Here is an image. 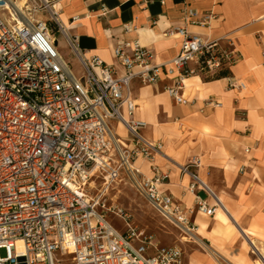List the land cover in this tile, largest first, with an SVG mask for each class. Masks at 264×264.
Returning a JSON list of instances; mask_svg holds the SVG:
<instances>
[{"label": "built area", "instance_id": "2783aa9c", "mask_svg": "<svg viewBox=\"0 0 264 264\" xmlns=\"http://www.w3.org/2000/svg\"><path fill=\"white\" fill-rule=\"evenodd\" d=\"M19 1L0 0V264H184L181 248L158 246L128 213L103 201L124 174L162 219L186 237L194 232L187 211L160 190L167 175L151 166L153 175L146 178L135 166L137 159L151 162L161 144L141 135L145 123L132 117L129 83L155 85L170 77L166 93L185 104L184 79L217 78L240 61V52L231 39L207 40L176 27L166 33L180 39L168 64L153 65L150 51L132 40L113 48L114 67L85 57L60 23V0H23L18 7ZM215 18L193 8L182 16L183 23L202 26ZM48 24L64 37L79 74L59 54ZM225 80L228 89L243 88L231 76ZM114 123L125 129V139ZM198 167L192 158L180 173L190 177L187 191L196 212L210 217L220 205L209 206L198 195H210ZM94 176L101 188L91 195ZM108 214L123 222V233L107 222Z\"/></svg>", "mask_w": 264, "mask_h": 264}, {"label": "crops", "instance_id": "0c3cea01", "mask_svg": "<svg viewBox=\"0 0 264 264\" xmlns=\"http://www.w3.org/2000/svg\"><path fill=\"white\" fill-rule=\"evenodd\" d=\"M57 8L61 25L76 37L85 57L96 56L114 67L113 48L132 40L150 51L153 65L168 64L179 51L180 39L166 33L176 27L207 40L231 39L240 52V61L217 78L184 79L185 104H176L166 93L170 77L155 85L137 79L129 83L136 106L132 117L145 123L141 135L161 144L151 162L137 159L135 166L146 178L153 175L151 166L165 173L160 190L187 211L194 231L206 224L198 242L184 245L183 263L219 264L213 255L220 243H212L223 226L215 217L218 209L210 217L196 212L194 195L187 191L190 177L180 167L198 159L197 176L210 192L198 195L204 194L200 197L209 206L217 201L241 233L264 223V0H60ZM186 8L216 18L208 26L183 23ZM72 17L77 19L71 22ZM226 76L243 88L228 89ZM120 126L114 123V132L125 139Z\"/></svg>", "mask_w": 264, "mask_h": 264}, {"label": "rangeland", "instance_id": "374dc122", "mask_svg": "<svg viewBox=\"0 0 264 264\" xmlns=\"http://www.w3.org/2000/svg\"><path fill=\"white\" fill-rule=\"evenodd\" d=\"M52 36L56 40V48L67 63L70 70L79 74L81 69L76 57L71 53L65 44L64 37L59 31H56L52 24H48ZM90 187L91 195L97 194L101 188V180L98 176L92 178ZM204 197V194H200ZM104 204L107 208H118L124 210L130 215V223L144 235L151 237L158 246H177L185 251L186 241L181 240V232L162 219L132 187L127 177L122 174L119 179L109 186L104 196ZM99 211V210H98ZM207 222L210 220L203 217ZM107 222L119 233L124 232L123 222L108 214ZM231 222V221H230ZM229 221L221 222L223 224L221 232L217 238L212 240L213 245L220 243V246L214 245L216 254L213 255L219 264H264V223L258 227L249 229V234L239 232L236 227H232ZM235 226V225H234ZM259 229V230H258ZM188 238V237H187ZM254 243V249L249 245V241ZM190 242L192 238H189ZM2 255V252H1ZM57 257H59L57 255Z\"/></svg>", "mask_w": 264, "mask_h": 264}, {"label": "bare ground", "instance_id": "6f19581e", "mask_svg": "<svg viewBox=\"0 0 264 264\" xmlns=\"http://www.w3.org/2000/svg\"><path fill=\"white\" fill-rule=\"evenodd\" d=\"M17 5H18V7H21L23 5V0L19 1L17 3ZM117 132L119 134H123V132L120 131V130H118ZM215 217L217 219H219V221H221V222H226V221H229L230 222L231 221L230 223H231V226L233 228L236 226V225L234 226V222H232V220L230 219V217L228 216V214L224 211V209L222 207H221V209H218L217 210ZM205 227H206V224L205 223H201L200 226H199V230L197 232L194 231L193 233H189V235L187 236L188 238L184 234L183 235L181 234V240L188 242L189 238L190 239L192 238L193 241L198 242L199 241L198 240V235H203L204 230H205ZM239 232H240V229H239ZM249 245H251L253 247V249H254V243L251 240L249 241Z\"/></svg>", "mask_w": 264, "mask_h": 264}, {"label": "trees", "instance_id": "16d2710c", "mask_svg": "<svg viewBox=\"0 0 264 264\" xmlns=\"http://www.w3.org/2000/svg\"><path fill=\"white\" fill-rule=\"evenodd\" d=\"M174 1H179V0H174ZM221 74H225V73H221Z\"/></svg>", "mask_w": 264, "mask_h": 264}]
</instances>
